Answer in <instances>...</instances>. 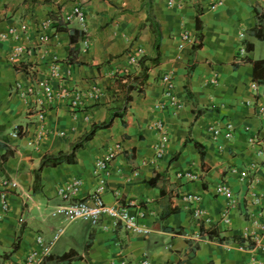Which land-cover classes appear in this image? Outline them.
Wrapping results in <instances>:
<instances>
[{
	"label": "crops",
	"instance_id": "obj_1",
	"mask_svg": "<svg viewBox=\"0 0 264 264\" xmlns=\"http://www.w3.org/2000/svg\"><path fill=\"white\" fill-rule=\"evenodd\" d=\"M146 1L0 0V32L19 22L33 29L35 23L50 19L48 31L54 33L45 45L38 44L34 35L25 39L28 47L19 65L8 60L14 41L0 39V180L17 183L9 196V210L0 222V255L11 249L22 229L18 250L8 258L0 256V264H22L29 251L37 247L36 237L50 241L57 229L59 236L41 264H135L143 259L150 264H248L253 258L264 261V251L251 248L253 237L259 235L264 244V236L258 230L248 231L253 229L251 215L259 210L264 214V123L253 107L246 105L247 101L264 105V72L259 71L255 77L252 64L246 62L247 57L264 59L254 56L256 42L261 40L248 34L256 23L255 8L264 9V0H224L215 10L208 8L211 0H151L161 34L159 63L150 67L141 90L131 92L124 115L97 130L76 152L74 163L43 168L38 191H33L34 170L44 154L70 151L93 123L106 120L110 110L118 109V97L111 98L108 88L115 85L117 76L124 79L140 70L138 64L129 62L128 52L139 48L141 56H155V37L143 5ZM195 3L202 8L203 39L202 46L192 53V44L197 42ZM76 5L83 8L86 17V47L83 36L77 33L82 32L77 20H64ZM54 25L63 30H56ZM74 32L75 42H71ZM184 33L194 42L180 48ZM245 42L253 43V50L247 51ZM53 57L59 71L49 82L56 94L51 101L44 100V117L40 120L35 102L43 99L42 91L34 85L37 94L28 96L25 103L15 84L24 88L48 78ZM29 68L34 69L32 80L25 74ZM166 73L172 74L174 95L182 107L172 106L162 96L161 77ZM252 82L258 85L257 91L251 87ZM62 90L64 93L59 94ZM157 121L163 123L162 130L156 127ZM229 123L233 136L226 138L223 133ZM18 125L22 136L13 135ZM210 126L220 128L221 134L212 135ZM161 134L167 141L158 157L155 144ZM253 135L257 137L254 144L249 142ZM195 142L201 145L202 158ZM112 144L121 149L109 164L100 195L108 205L135 203L142 208L143 215L137 214V221L150 229L146 235L129 233L120 225L112 227L106 216L96 225L84 220H75L81 222L73 225L75 221L51 215L58 205L91 200L99 185L95 162ZM258 148L263 152L257 153ZM234 168L248 171L250 181L240 180ZM180 172L197 178L178 176ZM254 176L258 182L251 181ZM76 178L81 179V186L64 200L57 190ZM220 184L231 189L230 198L215 193ZM251 186L262 196L259 206L248 207L246 197ZM188 194L198 195L200 201L185 200ZM230 199L236 203L229 208L230 221L225 223L223 211ZM196 208L202 211L199 218L193 216ZM170 209L173 212L165 214ZM200 223L225 236H244L248 231L252 238L219 242L200 235ZM69 250L77 256L57 261Z\"/></svg>",
	"mask_w": 264,
	"mask_h": 264
},
{
	"label": "built area",
	"instance_id": "obj_2",
	"mask_svg": "<svg viewBox=\"0 0 264 264\" xmlns=\"http://www.w3.org/2000/svg\"><path fill=\"white\" fill-rule=\"evenodd\" d=\"M224 0H211L209 4L210 10L217 9L220 5H222ZM77 20L78 25L80 26V30L82 31L83 36V44L84 46H88L89 44V37L87 34V25H86V17L83 11V8L81 6H73L71 10L65 15L64 20L66 22H71L72 20ZM50 19H45L43 22L38 25L39 22L35 23V26L33 29H30L28 25L24 22L20 23L18 25L12 24L9 25L5 31L0 32V39H11L14 41V44L12 46L11 52L8 55V60L11 61L13 64L19 65L21 64L23 55L27 51L28 45L24 42L25 39H28V37H32L34 35L38 41V44L45 45L48 44L51 40V37L54 35V33H51L48 31ZM39 26L41 28H39ZM31 30L30 32H28ZM28 32V33H27ZM194 42L193 38L188 33H184L182 35V41L179 43L178 47H183L184 43L192 44ZM245 50L244 47L241 48L240 54H244ZM129 54V62L132 65H137L139 58L141 57L142 50L141 49H134L132 51L128 52ZM56 57H53L54 61L49 69V73H47V77L45 79H40L37 81H34L35 83H30V85L22 88L19 83L15 84V90L17 94L23 99L25 103L28 102L27 98L28 96H35L37 94V90L35 89L34 85L38 86V89H40L43 93V99L40 98L37 100V103L35 102V108H36V115L38 119H43L44 117V100L51 101L56 91L53 88V85L49 82V78L52 76H55L58 71L59 67L55 63ZM34 69L29 68L26 69L25 74L28 77V80H32V71ZM126 77L123 79L125 81ZM161 84L163 87L162 96L163 98L168 101L172 106L174 107H182V104L178 103L177 99L174 95V84H173V77L171 73L163 74L161 77ZM251 87L257 91L258 85L254 82L251 83ZM64 91L62 90L59 94H63ZM58 94V95H59ZM247 106L253 107L254 111L257 113L258 117L261 121L264 123V105L261 102H255L252 104L250 101H247ZM156 127L159 130L163 129V123L161 121H157ZM20 128L16 127L13 130V135H18V130ZM208 131L214 135L218 136L221 134V129L218 127L210 126L208 128ZM224 137L231 138L233 136V126L231 123L227 124L225 131L223 133ZM257 137L256 135L249 137V142L254 144L256 142ZM167 141V137L165 134H161L159 136V141L155 144V155L160 157L164 153L165 148V142ZM120 145L118 144H112L107 150L105 151L104 155L100 158H97L95 162V171L97 174L98 179V188L97 192L93 194L91 200H76L74 202H70L68 204H62L58 205L54 210L51 211L52 216L61 215L66 220L75 221V220H84L90 222L92 225H96L99 223L102 217H108L110 219L112 227L121 226L126 231L132 234H140V235H146L150 232V229L143 227L140 225L137 221V214L139 216L143 215L142 208H138L135 203H130L128 206H112L108 205L104 202L102 196L100 193L105 189L106 184V177L109 174V164L110 162L116 157V155L120 152ZM263 149L258 148L257 153H262ZM253 166V165H252ZM233 172H238L240 176V180H248L250 181L248 177V171L241 170L238 171V169L234 168ZM178 176L187 177L188 179H195L197 178L196 175H192L191 173H178ZM251 181L258 182L257 176L251 178ZM82 181L81 179H72L70 182H68L66 185L61 186L57 192L58 194L64 199L68 200L69 197L77 192L79 187L81 186ZM0 222L3 219V215L9 210L10 202H9V196L11 194L12 189L17 185V183L14 180L11 179H3L0 180ZM254 187L251 186L249 189V193L246 197L250 201L248 207L250 205L259 206L262 204V196L256 193L254 190ZM215 193L218 195H225L227 197H231V189L226 184H220L216 187ZM185 200L191 202H199L200 197L198 195L188 194L186 197H184ZM235 200L230 199V203L228 204L225 211H223L222 220L225 223H228L230 221L229 217V208L235 204ZM136 205V206H135ZM133 207V208H132ZM131 208L134 209V212H131ZM202 214V211L200 208H196L193 212V216L195 218H199ZM250 224L253 227V229L248 231H254L258 230L261 234L260 236H264V214H262L261 210H259L257 213L252 214L250 217ZM106 228V226H104ZM246 231L244 237L245 238H252L250 232ZM58 233L50 240L45 241L42 236L36 237V248H33L29 251L27 256H25L24 261L22 264H41L43 259L50 254V247L54 243V241L58 237ZM253 246L251 247L252 250H259L264 251V244L261 242V238L259 235H256L252 238ZM10 264V263H7ZM135 264H150L147 259H143L142 261L135 263ZM248 264H264V261L261 259H252Z\"/></svg>",
	"mask_w": 264,
	"mask_h": 264
},
{
	"label": "trees",
	"instance_id": "obj_3",
	"mask_svg": "<svg viewBox=\"0 0 264 264\" xmlns=\"http://www.w3.org/2000/svg\"><path fill=\"white\" fill-rule=\"evenodd\" d=\"M147 10V17L146 22L149 23V27L151 29V32L153 33L155 37L154 41V49H155V56H144L142 55L138 60V65L140 66L139 73L135 76L133 75H127L125 81H123L122 76H117L115 80V85L108 88V92L111 98L117 96L118 97V109L116 110H110L109 115L106 120L100 122V123H93L90 127V129L85 132L76 142L72 144V147L70 151L68 152H59L56 154H44L41 158L39 166L34 170V183H33V191L37 192V187L40 185V173L43 168L45 167H54L57 166L60 163H74L76 161V152L84 146L86 142H88L95 134V132L99 129L107 128L109 127L113 119L116 116L122 117L124 115L125 110L127 109V106L129 102L132 100L131 92L135 89L141 90L142 84L144 83V80L147 78L148 70L150 67L156 65L159 63V43L161 34L158 30L157 23L155 22V17L152 13V4L151 0H147L144 4ZM195 10H196V28H197V34H196V40L197 42L192 44V53H194L196 50H198L202 46V23L200 20V15L202 13V8L198 3L194 4ZM256 12V23L255 25L248 30V34L251 36H254L258 40L264 41V9H258L255 8ZM55 29L60 31L63 30V27L54 25ZM77 33L82 35V32L77 31ZM75 34L70 35L71 42H75ZM244 42V41H243ZM245 48L247 51H251L254 48L253 43L251 42H245L244 43ZM246 62H249L252 64L253 67V75L256 77L260 73L264 72V59L263 60H256L253 61L251 58H246ZM194 63L189 66L187 70V83L188 79L192 73ZM260 71V73H259ZM187 83L185 84V87L187 89V93L190 98H192V93L190 89L187 86ZM20 128V125L16 126ZM18 135L22 136L23 132L19 129ZM196 147L199 149V152L201 154V158L203 157V151L201 148V145L197 142H195ZM154 182V181H153ZM170 212H173V209L167 210L165 214H168ZM165 214H162V217H164ZM199 231L200 235L204 237H208L209 239H214L219 242H242L244 241L245 237L241 235H233V236H225L215 228H205L202 223L199 224ZM21 234L22 229L19 230L18 234L15 237V240L12 243L11 249L8 252L2 253L0 256L4 258L10 257L16 250L19 248V243L21 240ZM90 243V242H89ZM87 243V246L89 245ZM77 253L74 250H69L62 255H60L57 258V261H63L66 259L74 258L76 257ZM58 264V263H55Z\"/></svg>",
	"mask_w": 264,
	"mask_h": 264
},
{
	"label": "rangeland",
	"instance_id": "obj_4",
	"mask_svg": "<svg viewBox=\"0 0 264 264\" xmlns=\"http://www.w3.org/2000/svg\"><path fill=\"white\" fill-rule=\"evenodd\" d=\"M257 48H256V51L254 53V56H257V57H260V56H264V42L262 41H257ZM52 218V217H51ZM53 218H57V217H53ZM78 222H81V221H75V222H70L71 224H75V223H78ZM62 227H64V225H62ZM59 229L56 230V232L58 231ZM54 232V234L56 233ZM53 234V233H52ZM54 234L52 235V237L54 236ZM62 235V234H61ZM51 237V239H52ZM64 236H62L61 239H63ZM61 244V242H59ZM58 243V244H59ZM48 257V256H47Z\"/></svg>",
	"mask_w": 264,
	"mask_h": 264
},
{
	"label": "clouds",
	"instance_id": "obj_5",
	"mask_svg": "<svg viewBox=\"0 0 264 264\" xmlns=\"http://www.w3.org/2000/svg\"><path fill=\"white\" fill-rule=\"evenodd\" d=\"M127 78V77H126Z\"/></svg>",
	"mask_w": 264,
	"mask_h": 264
}]
</instances>
